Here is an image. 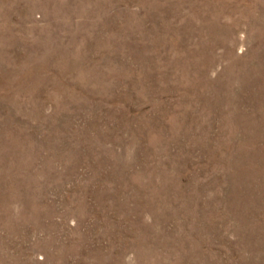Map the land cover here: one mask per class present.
<instances>
[{"label": "rangeland", "instance_id": "obj_1", "mask_svg": "<svg viewBox=\"0 0 264 264\" xmlns=\"http://www.w3.org/2000/svg\"><path fill=\"white\" fill-rule=\"evenodd\" d=\"M0 264H264V0H0Z\"/></svg>", "mask_w": 264, "mask_h": 264}]
</instances>
